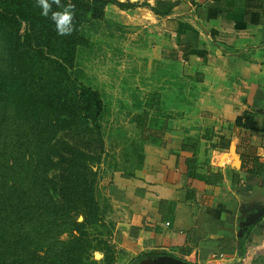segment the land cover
<instances>
[{
  "label": "crops",
  "instance_id": "0c3cea01",
  "mask_svg": "<svg viewBox=\"0 0 264 264\" xmlns=\"http://www.w3.org/2000/svg\"><path fill=\"white\" fill-rule=\"evenodd\" d=\"M135 8L191 85L142 161L107 186L117 264L148 252L264 264V214L253 219L264 207V0H183L166 16ZM245 113L256 129L236 124Z\"/></svg>",
  "mask_w": 264,
  "mask_h": 264
},
{
  "label": "trees",
  "instance_id": "16d2710c",
  "mask_svg": "<svg viewBox=\"0 0 264 264\" xmlns=\"http://www.w3.org/2000/svg\"><path fill=\"white\" fill-rule=\"evenodd\" d=\"M179 2L48 0L45 17L37 0H0V264L116 263L112 228L107 238L91 237L105 226L108 203L92 166L106 159V104L80 75L78 52L87 43L83 23L102 18L108 4L121 10L142 5L166 16ZM69 4L75 6L68 9L72 18L58 35L52 12ZM173 60L169 89L179 97L172 102L177 107L191 84L183 86L176 53ZM254 121V114L245 113L236 124L254 130ZM70 133L85 143L61 138ZM142 158L143 147L137 154ZM94 251L103 252V259L95 260ZM160 255L142 253L128 264Z\"/></svg>",
  "mask_w": 264,
  "mask_h": 264
},
{
  "label": "rangeland",
  "instance_id": "374dc122",
  "mask_svg": "<svg viewBox=\"0 0 264 264\" xmlns=\"http://www.w3.org/2000/svg\"><path fill=\"white\" fill-rule=\"evenodd\" d=\"M120 1L150 3L148 0ZM156 1L151 2L155 5ZM140 15L139 8L121 10L108 4L102 18L83 23L87 43L78 52L80 75L101 92L106 104L102 126L107 157L100 164L92 165L94 170L98 169V189L104 197L114 175L134 169L138 151L159 134L160 118L163 116L166 121L173 98H179L172 93L174 88L169 89L174 73L173 51L169 47L168 50L156 47V37L150 36L147 22L138 23ZM179 70L183 73L180 67ZM61 138L85 143L82 136L73 137V133L63 134ZM105 205V226L96 228L92 238H107L113 229L109 204ZM78 219L82 220V216Z\"/></svg>",
  "mask_w": 264,
  "mask_h": 264
},
{
  "label": "clouds",
  "instance_id": "9594fccd",
  "mask_svg": "<svg viewBox=\"0 0 264 264\" xmlns=\"http://www.w3.org/2000/svg\"><path fill=\"white\" fill-rule=\"evenodd\" d=\"M38 4L42 5V12L41 15L47 17L49 12V3L48 0H37ZM58 2V0H57ZM74 5L69 4L67 7H64L63 11H54L52 12L51 19L55 21L56 24V30L58 35H64L65 29L64 25L67 24L71 18L73 13L69 12L68 9L72 8L74 9ZM103 252L100 251H94L93 252V258L97 261H100L103 259Z\"/></svg>",
  "mask_w": 264,
  "mask_h": 264
},
{
  "label": "water",
  "instance_id": "95a60500",
  "mask_svg": "<svg viewBox=\"0 0 264 264\" xmlns=\"http://www.w3.org/2000/svg\"><path fill=\"white\" fill-rule=\"evenodd\" d=\"M264 214V207L258 210L253 219H257ZM253 220V221H254ZM251 221H246V224L251 225ZM138 264H189L187 261L173 257L170 255H160L156 257H147L139 261Z\"/></svg>",
  "mask_w": 264,
  "mask_h": 264
}]
</instances>
